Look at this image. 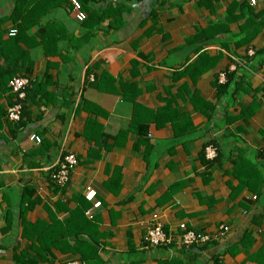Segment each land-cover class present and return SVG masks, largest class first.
I'll list each match as a JSON object with an SVG mask.
<instances>
[{
	"label": "crops",
	"instance_id": "obj_1",
	"mask_svg": "<svg viewBox=\"0 0 264 264\" xmlns=\"http://www.w3.org/2000/svg\"><path fill=\"white\" fill-rule=\"evenodd\" d=\"M107 1L115 15L85 39L66 0H39L16 40V0H0V83L15 71L39 86L20 121L0 88V264H88L76 248L90 264H264V63L248 52L264 27L236 45L251 0ZM46 26L60 53L45 54ZM230 71L243 82L218 96ZM67 152L79 162L60 188L51 173ZM154 213L174 238L184 222L210 241L148 248ZM39 233L57 247L40 251Z\"/></svg>",
	"mask_w": 264,
	"mask_h": 264
},
{
	"label": "trees",
	"instance_id": "obj_2",
	"mask_svg": "<svg viewBox=\"0 0 264 264\" xmlns=\"http://www.w3.org/2000/svg\"><path fill=\"white\" fill-rule=\"evenodd\" d=\"M52 1L55 2V1H59V0H52ZM66 1L69 3V11L74 13V17L80 23L79 26L82 28V30L86 31V33L84 34L85 39H87L89 36H91V37L93 36V34H91L92 29L101 26L102 23L105 22V20L109 19V17L111 15H115L114 13H111L112 12V7H111V4H109L107 0H103L102 2H100V6H96V7H95V4L97 3L98 0H78V2L81 5V10L86 13V19L84 21H79L77 19V17H76L75 5L72 3L71 0H66ZM90 1H92V2H90ZM120 1L118 0L116 2L117 7H118L117 8V12L123 11V8L119 7ZM202 1H204V0H202ZM251 1H250V3H248V2L241 3V7H243L241 9V13H243L247 17V21L244 24V26L241 28V34H239L237 36V38H238V40L236 42L237 46H241V45L250 46V44L253 41V39L255 38V36L264 27V8L256 10V8L254 6H252L253 3ZM38 2H39V0H16V7H15V10H14L12 16H13V19L16 22L17 25L13 29H11L10 33H9L11 36H14V38L16 40L18 38H20L21 34H25V32L29 28H31L33 26L31 17L35 13H32V11L34 9L35 4L38 3ZM235 9H237V6L234 4V6L231 7L230 10H229L230 13H235ZM240 17H241V15H240ZM40 18L41 17H39L38 20ZM46 29H47L46 33L48 35H47V37L44 36V40H43L44 47H45V54L47 56H49V55H52L53 53H57V52L60 53L61 49L58 46L55 47V46H52L51 44H49V41H50V38H51L50 37L51 26H50V28H49V26H46ZM211 29H213V28H211ZM206 33H207L206 31H201V32H199L197 34V36L194 39H196V38L200 39ZM70 41L71 42L72 41H77V39L75 37H71ZM74 44L75 43H73L71 45H74ZM257 54H258V57L262 58L263 63H264V47L259 49L258 51H255V54L252 55V58L257 57ZM14 77H23V78L25 77V78L29 79V85L26 88L27 94L28 93H37V91L39 93V88H38L39 86H36L35 83L33 84V80L30 77L18 75L17 73H15V71L12 72V73L6 74V75L3 74L1 76L2 81L0 83V88L2 87L4 89V91L5 90H9V92H10L11 88L9 86V82ZM242 82H243V77L238 78L236 71L226 72V80H225V82L222 83L218 79V82L216 84L217 89H218V96H222L224 94L230 93L229 92L230 87H235L236 89L239 88L240 87V83H242ZM41 87H42V85L40 86V90L42 89ZM37 88H38V90H37ZM14 95L12 94V98H13ZM26 97H27V95H26ZM22 114H23V111H22ZM22 114H21V118L19 120H16V121H20L22 119ZM6 117H7V119H9L8 116H7V113H6ZM215 146L218 149V155H219V148H218L217 145H215ZM218 155H217L216 159L218 158ZM204 158H205V155H204ZM216 159H214V160L206 159V160L207 161H215ZM51 179H52V177H51ZM87 209L88 208H86L81 213V216L83 217V220H85L86 222H88V220H87L88 218H86V214H84V213H85V211ZM64 225L65 226H70L71 225V219H67V220H65L63 222L58 221V226H64ZM10 226H11V223H9V227ZM95 241H93V242H95ZM38 244L41 246L40 251H45V252H49L52 249V247H57V245L54 242L51 243V244L45 243L44 240H43V236L40 233L38 234ZM90 244L91 245L85 246L84 249H87L88 247H90L92 250H94L93 247L97 248V247H95L96 243H90ZM74 251L78 252V253H81L82 257H83L82 260L87 262L88 264H90L91 258L92 259L93 258H98L97 255L86 254V252L83 249H80V248H76V249H74Z\"/></svg>",
	"mask_w": 264,
	"mask_h": 264
},
{
	"label": "built area",
	"instance_id": "obj_3",
	"mask_svg": "<svg viewBox=\"0 0 264 264\" xmlns=\"http://www.w3.org/2000/svg\"><path fill=\"white\" fill-rule=\"evenodd\" d=\"M72 3L75 5L76 8V17L79 21H84L86 19V13L81 10V5L78 0H71ZM253 4H256V0L251 1ZM249 54L254 55L255 50L249 49ZM226 80V73H222L219 77L220 82H225ZM29 85V79L23 77H14L10 82L9 86L11 88L12 93L15 95L12 98V104L9 106L7 110V116L11 121H16L21 118V114L23 111L24 106V98L26 96V88ZM31 140L40 142V138L33 134ZM264 154V150H263ZM205 158L208 160L216 159L218 155V149L215 145L211 144L205 148L204 151ZM78 156L73 152L65 153L59 163L57 164L56 168L51 174L52 181L54 184L60 188H64L70 180V176L74 168L78 165ZM91 188L88 189V193H91ZM87 194V196L89 195ZM101 202H94L92 207L88 208L85 211L86 216L89 219L93 218L92 210L97 209L101 206ZM152 222L147 227V230L144 235V243L146 247H161V246H168L174 241H176L179 245L183 246L184 248H189L192 246L198 245H206L210 241V237L208 235L196 232L192 229H189L186 223L180 224L181 232L179 235L174 238L173 236L169 235L163 227L162 222L159 220L158 214L154 213L152 215ZM66 264H82V261L74 260L69 261Z\"/></svg>",
	"mask_w": 264,
	"mask_h": 264
},
{
	"label": "bare ground",
	"instance_id": "obj_4",
	"mask_svg": "<svg viewBox=\"0 0 264 264\" xmlns=\"http://www.w3.org/2000/svg\"><path fill=\"white\" fill-rule=\"evenodd\" d=\"M26 95H27V92H26ZM25 98H26V96H25ZM25 98H24V99H25Z\"/></svg>",
	"mask_w": 264,
	"mask_h": 264
}]
</instances>
